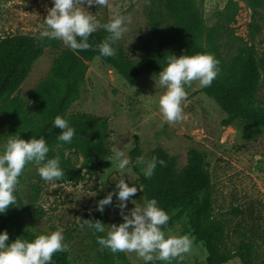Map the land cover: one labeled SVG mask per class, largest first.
Listing matches in <instances>:
<instances>
[{
  "label": "rangeland",
  "instance_id": "rangeland-1",
  "mask_svg": "<svg viewBox=\"0 0 264 264\" xmlns=\"http://www.w3.org/2000/svg\"><path fill=\"white\" fill-rule=\"evenodd\" d=\"M239 10L235 22L216 41L219 55L225 60L235 56L243 43L254 46L257 57L264 53V8L258 9L253 20L257 31L251 29L252 16L244 0H236ZM52 0H0V35L28 34L39 35V25ZM226 0H202L201 11L206 29L213 26L216 13ZM130 18L127 31L117 42L136 61L147 59L153 48L162 43L169 23L160 0H109L108 7L88 6L101 19L111 16V7ZM204 42V40H203ZM60 50L46 48L31 64V69L16 92L0 101V140L10 134L12 111L9 100L16 98L21 104L26 121L19 119L18 128L22 134L37 130L44 121L46 102H39L35 91L45 82ZM87 70L77 95L68 103L65 119L72 115H92L107 120V142L110 145L109 157L96 163L85 158L70 143L57 142L56 152L64 150L66 157L75 164L82 175L78 182L52 183L43 181L36 172L38 165L27 164L15 189L21 202L28 208L20 213L22 224L33 232H46L61 227L67 244L70 264H121L114 252L100 248L95 236L79 222L86 212L95 207V199L109 190L114 191L115 179L120 170L116 168L115 152L122 149L130 157L133 138L137 136L140 156L151 157L155 148L160 147L175 160V171L181 173L187 164V153L194 149L204 156L210 174L213 215L224 226L222 246L233 250L242 234L248 235L256 252V264H264V127L258 137L244 140L241 137L244 123L237 119L224 126L223 112L218 105L200 92L198 82L186 86L187 103L184 106V119L179 122L162 121L156 99L160 89L155 86L153 75L140 76L133 85L116 73L98 57L86 61ZM220 74V72L218 73ZM134 88V90H133ZM254 107H264V77L260 76L254 95ZM139 168V167H138ZM126 183H136V174H122ZM39 185L34 203L27 199L30 185ZM133 194L138 202L145 197L143 187ZM93 192L96 195H92ZM201 192L192 195L199 202ZM116 199L113 196V204ZM41 207L42 216L34 217L36 207ZM133 205L126 202L125 212ZM169 214L165 234L187 233L193 240L189 252L169 262L154 260L144 262L134 252L123 251L130 264H205V250L195 240L187 218L180 207L165 209ZM118 210L107 205L106 224L119 223ZM107 228V225H106ZM104 233H101L103 235ZM224 264H240L237 258Z\"/></svg>",
  "mask_w": 264,
  "mask_h": 264
},
{
  "label": "trees",
  "instance_id": "trees-1",
  "mask_svg": "<svg viewBox=\"0 0 264 264\" xmlns=\"http://www.w3.org/2000/svg\"><path fill=\"white\" fill-rule=\"evenodd\" d=\"M160 1L170 21L169 30L163 42L155 46L150 56L143 61L131 58L117 45V54L114 57H99L98 50L94 46L107 34L102 29L89 37L92 48L75 52L69 50L59 40H48L40 38L39 35H0V101L7 99L10 94L18 90L30 71L32 62L44 49H61L49 78L35 91L38 101L47 104L42 125L33 132L22 134L17 126L19 119L26 121L21 104L16 98H11L8 103L12 111L10 134L18 133L25 139L31 135H43L49 145L47 155L60 156L65 175L57 183L78 182L82 178L80 169L65 156L62 148L56 152L53 150L55 143L65 142L56 140L60 129L52 126L51 121L58 114L65 118L66 107L77 95L78 88L84 80L87 70L86 61L92 57L101 59L127 84L133 85L138 77L157 72L163 56L167 55L166 52L176 55L186 51L188 54L198 51L211 52L220 61V74L209 86L200 88V92L212 99L221 109L224 114L221 119L222 125L226 126L240 119L244 123L241 133L244 140H251L260 135L264 127V107H254L253 104L260 76L264 77V53L257 57L254 46L243 43L237 48L235 56L225 60L220 57L219 44L216 42L223 32L229 29V25L235 22L239 10L238 2L226 0L221 10L216 13L214 25L206 29L201 11L202 0ZM244 1L251 10V29L257 31L258 25L253 18L258 9L264 8V0ZM67 120L76 130L69 147L78 149L85 158L96 163L110 156L105 118L72 115ZM130 155L132 158L140 156L137 136L133 138ZM152 155L163 158L167 162L166 166L157 165L154 174L149 178H145L136 165H132L133 172L143 187L145 196L155 197L164 210L169 207H180L183 210L192 235L205 250V264H224L234 258H237L240 264H256L255 245L248 235L242 234L233 250L222 246L224 226L213 215L210 174L203 154L194 149L190 150L187 153L186 167L179 174L175 171L174 158L167 155L160 147L155 148ZM38 187L37 183L30 185L31 191L27 197L30 203L36 201ZM196 191L201 192L199 202L192 200V195ZM100 198L102 196L97 197L95 201ZM27 210L26 205L16 195V205H10L5 213L0 215V229L8 232L9 240L17 236L31 239L37 233L26 228L20 220V213ZM106 211L107 206L102 213L96 211L94 207L83 214L81 220L99 219L106 224ZM42 212L41 207H36L34 217H41ZM114 253L121 264H130L123 251ZM52 264H70L67 250L54 253Z\"/></svg>",
  "mask_w": 264,
  "mask_h": 264
},
{
  "label": "clouds",
  "instance_id": "clouds-1",
  "mask_svg": "<svg viewBox=\"0 0 264 264\" xmlns=\"http://www.w3.org/2000/svg\"><path fill=\"white\" fill-rule=\"evenodd\" d=\"M148 2L145 0V3ZM88 6L108 7L109 0H52L41 19L39 37L59 40L75 52L92 48L89 37L102 29L107 34L94 47L99 57H114L117 42L127 31L130 18L117 6H112L110 18L103 20L89 11ZM166 53L159 70L152 76L155 86L160 89L156 104L162 121L179 122L184 119L188 96L186 86L193 81L198 82L201 88L209 86L220 72V61L208 51L191 54L186 51L180 55ZM51 123L60 129L56 135L57 141L70 143L73 140L76 130L67 119L58 114ZM48 152L49 145L43 135H31L25 139L18 133H12L0 140V215L10 205H16L15 189L27 163L38 165L36 172L43 181L57 183L64 177L60 156H48ZM129 157L124 150H116L115 166L120 173L114 180V191H107L95 201V210L101 213L107 205L115 207L121 222L105 224L99 219H83L80 226H87L102 249L134 252L144 262H169L190 251L193 245L191 236L187 233L166 235L163 226L167 225L169 214L155 197L145 196L139 202L133 199L139 185L126 183L122 175L127 173V179L132 181L129 173L132 172V165H136L142 175L149 178L157 165L163 167L167 162L156 155L137 156L131 161ZM129 201L133 206L125 212L126 202ZM66 249L61 227L36 233L31 239L17 236L13 240H9L6 230L0 229V264H52L53 254Z\"/></svg>",
  "mask_w": 264,
  "mask_h": 264
}]
</instances>
